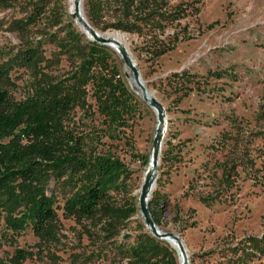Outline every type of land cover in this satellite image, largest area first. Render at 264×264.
<instances>
[{
  "label": "rangeland",
  "instance_id": "rangeland-1",
  "mask_svg": "<svg viewBox=\"0 0 264 264\" xmlns=\"http://www.w3.org/2000/svg\"><path fill=\"white\" fill-rule=\"evenodd\" d=\"M180 1L193 3L181 24L170 26L163 35H178L180 39L170 52L152 58L142 48V38L124 34L148 89L166 109L167 127L153 192L159 194V227L182 236L191 264H215L219 256L210 253L212 249L264 230V0L170 2ZM48 3L49 9L57 12L62 3L69 9L68 0ZM19 16L18 6L0 8V61L21 46L17 34L8 28ZM45 48L50 56L55 45L49 43ZM117 57L128 86L140 102L127 129L117 134L115 141L105 137L102 148L115 153L131 170L127 185L135 196L153 148L158 118L133 89L124 61ZM68 68L63 60L61 70ZM183 69L201 75L227 70L233 75L210 76L207 92H193L182 102H175L176 95L167 94L162 81ZM12 77L16 86L11 95L22 100L31 91L32 77L17 67ZM227 163L232 178L224 183ZM53 190L58 193L51 179L48 191ZM216 193L220 196L212 205L202 202V196ZM113 199L122 205L129 197L113 192ZM141 222L139 211L112 232L92 219L67 218L59 210L56 234L42 238L30 226L14 232L2 218L0 262L11 264L9 259L22 248L30 252L23 264H122L126 259L121 258L120 248L137 237Z\"/></svg>",
  "mask_w": 264,
  "mask_h": 264
},
{
  "label": "trees",
  "instance_id": "trees-1",
  "mask_svg": "<svg viewBox=\"0 0 264 264\" xmlns=\"http://www.w3.org/2000/svg\"><path fill=\"white\" fill-rule=\"evenodd\" d=\"M170 1L84 0V9L96 29L137 35L142 48L158 58L176 47L178 35H163L170 26L181 24L193 3ZM17 6L20 16L8 28L17 34L21 46L0 61V221L4 218L14 232L30 226L38 236L50 238L56 234L62 210L67 218L92 219L114 232L140 211L139 195L134 196L127 185L131 170L102 146L105 137L115 141L127 129L140 101L123 76L116 51L89 39L65 3L57 12L49 9L48 0H0V8ZM49 43L55 49L47 56L45 45ZM63 60L68 69L61 70ZM16 67L28 72L33 81L22 100L11 95ZM225 75L233 73L201 75L183 69L162 82L167 94L174 93L175 102H182L193 92H207L210 76ZM261 115L264 118V103ZM231 176L227 163L224 183ZM51 179L58 193L48 191ZM113 192L126 193L128 201L117 204ZM157 194L150 200V209L161 226ZM219 196H202L201 200L209 206ZM140 230L120 248L121 258L126 259L122 264H179L168 242L155 237L143 222ZM28 252L18 248L9 261L23 264L30 257ZM210 253L219 256L215 264H264V230L260 235L228 241Z\"/></svg>",
  "mask_w": 264,
  "mask_h": 264
},
{
  "label": "water",
  "instance_id": "water-1",
  "mask_svg": "<svg viewBox=\"0 0 264 264\" xmlns=\"http://www.w3.org/2000/svg\"><path fill=\"white\" fill-rule=\"evenodd\" d=\"M83 3V0H76L75 2V10L70 11V14L75 22L80 26L81 30L86 34V36L94 40L98 43L110 46V43H115L109 37L102 35V31L96 29L87 19V17L80 15V5ZM84 9V8H83ZM86 16V15H85ZM82 23V26L79 24ZM115 44H120L116 42ZM118 53L120 54L122 60L124 61L125 67L129 68L136 81L142 86L143 91V99L145 102L151 105V107H156L158 110L157 118V127L153 141V148L151 151V167L148 170V173L145 176V179L141 186V192L139 194V208L143 218V221L147 227V229L158 239L167 241L169 237L176 239L177 241L182 242V236L176 232L164 231L159 225L155 222L151 209H150V192L154 187L155 183H157L158 179V167L161 159L162 145L163 139L166 132L167 127V115L164 104L156 97H152L151 99L147 96V89L141 82V73L138 69V66L132 56L128 53L126 48L120 46L117 48ZM155 190V189H154ZM185 264H189L188 261Z\"/></svg>",
  "mask_w": 264,
  "mask_h": 264
},
{
  "label": "bare ground",
  "instance_id": "bare-ground-1",
  "mask_svg": "<svg viewBox=\"0 0 264 264\" xmlns=\"http://www.w3.org/2000/svg\"><path fill=\"white\" fill-rule=\"evenodd\" d=\"M75 2L76 0H68V6H69V10L71 11H74L75 10ZM80 15L81 16H85V12H84V9H83V3H81L80 5ZM81 26H82V23H79ZM126 34V33H125ZM124 33L120 32V31H110V32H102V35L106 36V37H109L110 39H112L113 42H119L120 44H115V43H110V47L116 51V53L118 55H120L117 51V48H119L120 46L126 48V50L128 51V53L130 54V56L133 57L132 53H131V50H130V47H129V44H128V40H127V36L125 35ZM126 68V73H127V77L129 79V82L130 84L132 85L133 89L140 95L143 97V91H142V86L139 84L138 81H136L132 71L125 67ZM141 82L142 84L146 87L147 89V96L149 99H151L152 97L155 96V94L148 89L144 79L141 77ZM152 109L154 110L155 114L157 115L158 114V110L156 107H152ZM151 167V154H150V158H149V161L147 163V166H146V169L141 177V182H140V185L136 191V195H139L140 192H141V186H142V183L145 179V176L146 174L148 173V170L150 169ZM156 187V183L154 185V187L152 188L151 192H150V197L152 196V194H154V189ZM167 242L175 249V251L177 252V255H178V262L179 264H185L188 263L191 264L190 262V254H189V250L187 248V245L185 244V242L182 240V242L180 241H177L176 239L172 238V237H169L167 239Z\"/></svg>",
  "mask_w": 264,
  "mask_h": 264
}]
</instances>
